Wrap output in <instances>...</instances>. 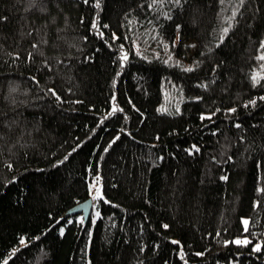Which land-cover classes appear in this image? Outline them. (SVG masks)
Wrapping results in <instances>:
<instances>
[{
    "label": "trees",
    "instance_id": "16d2710c",
    "mask_svg": "<svg viewBox=\"0 0 264 264\" xmlns=\"http://www.w3.org/2000/svg\"><path fill=\"white\" fill-rule=\"evenodd\" d=\"M94 2L0 0L8 17L0 23V264L13 249L9 264H264V246L250 255L252 245L222 243L264 241V194L256 191L264 187V80H251L264 75V0ZM165 47L171 59L154 53ZM250 100L256 106L244 108ZM113 104L123 112L100 125ZM193 144L200 152L189 156L183 149ZM97 175L110 203L93 200L87 222L82 213L63 217L93 198Z\"/></svg>",
    "mask_w": 264,
    "mask_h": 264
},
{
    "label": "snow or ice",
    "instance_id": "6c2138e0",
    "mask_svg": "<svg viewBox=\"0 0 264 264\" xmlns=\"http://www.w3.org/2000/svg\"><path fill=\"white\" fill-rule=\"evenodd\" d=\"M83 2H84V4H88V3H89V0H83ZM156 2H157V0H153V4H150L149 7H150V8L153 7V5L156 4ZM170 2L172 3V5H173L174 7L182 8V7H183V4L186 3L187 0H170ZM220 2L223 3L224 0H220ZM243 4H244V0H240V5L242 6ZM30 6H35V0H32V4H31ZM94 7L97 8V9H99V8L101 7V5H100V0H95V2H94ZM26 10H27V9H26ZM41 10H43V9H41ZM237 15H238V12L234 10V11L232 12V17H231V18H232L233 20H235V18H236ZM165 18H166V19H169V20L172 19V17H171L170 15H168L167 13H165ZM7 20H8V17H7V16L0 15V23L7 22ZM80 22H81V24L84 23L83 18H81V21H80ZM103 27H104V28H108L109 26H108L107 24H105V25H103ZM179 27H180V26L177 25V29H178V30H179ZM91 28H92V29H97V22H96V21H92V22H91ZM229 31H230V29H229L228 27H226V28H224V29L222 30V35H220V37H219V43L216 45V47H220V45L224 43V41H225V37L228 35ZM98 35H99V37H100L101 39H103V35H104L103 32H99ZM112 37H113L114 39H120L119 37H116L115 33H112ZM84 39L86 40L87 37H85ZM190 46H191V47H195V45H190ZM32 47H33V48H36L37 45H36V44H33ZM260 48H261V49H264V40H261V41H260ZM97 51H98V49H97ZM120 52H121V55L119 56V63H120V66H121V67H124V66H125V62L128 61V59H129V55H128L127 52L123 51V44L120 45ZM136 55H138V56L141 55L138 46H137ZM141 58H142V59H146L145 57H141ZM257 58H258L259 60H261V61H264V54L260 55V56L257 57ZM16 59H19V56H18V55H17ZM169 59H171V57H169ZM28 60H29V61L32 60V53H31V52L28 53ZM167 62H168V61H165V63H167ZM197 63H198V62H197ZM45 66H47L46 63H45ZM177 66H180V65H179V61H177ZM216 67L219 68L220 66L217 65ZM182 71L190 73V72L195 71V69H194L193 67H183V68H182ZM213 73H215V69H213ZM119 74H120V73H117V75H119ZM32 79L35 80V77H33ZM251 80H252V85H253V87H255L257 84L260 83L261 80H264V75H260V74H257V73H253V74H252V77H251ZM36 83L39 84V81H36ZM113 83L115 84V81H113ZM211 83L214 84V83H215V80H212ZM197 87H201V88H204V89L207 90V88L209 87V85H208V84H198ZM13 91H14V89H13ZM181 91H182V90H181ZM47 92L51 93V95H52L53 97H55V99H56L57 102H61V97L56 93V91H55L54 89L49 88V89H47ZM112 99H113V101H115V96H113ZM195 99H196L197 101H199V100L202 99V97H196ZM259 99L262 100V101H264V96L259 97ZM77 103H81V101H77ZM256 103H257L256 100H250L248 104H245V105H244V108H248V107H249V104H250L251 106L255 107V106H256ZM136 110L139 111V109H136ZM157 111L167 112L168 110H167V109H157ZM118 112H123V109L120 108V107H118V106H116L115 104H113V106H112V108H111V111L108 113V115L105 116V117H103V118L100 120V122H99L100 125H104V122H105L109 117H115L116 114H117ZM175 112H176L177 114L180 113V108H179L178 105H177L176 108H175ZM218 112H221V109H220L219 107L216 108L214 112H211V113H209V114H204V113H202V114L200 115L199 119H200L201 122H203V121H205V120L212 121V120H213V117H214V116L216 115V113H218ZM236 112H237V109H236L235 107L228 108V109L226 110V114H235ZM169 114H171V113H169ZM125 119H127V117H125ZM234 127H236L237 129H239V128L242 127V124H240V123H235V124H234ZM121 131H123V130L121 129ZM211 134H212L213 136H215L217 133L214 131V132H212ZM119 139H120V137H119V136H116V137H115V138L109 143L108 148H105L104 151H108V149L111 148L112 145L115 144L116 141L119 140ZM156 139L159 140V136H157ZM81 147H82V145H81ZM76 150H77L76 148H73V152H75ZM183 151H185L189 156H192V155H194V154L199 153V152H200V148H199L196 144H193V145H191V147L183 149ZM71 155H72V153H69L68 156H65L64 159L60 161V163L63 164L64 161H66V160L68 159V157L71 156ZM101 158H102V157H101ZM160 159L163 160L164 157L161 156ZM228 160H231V157H230V156L228 157ZM259 166H260V165H257V167H259ZM7 167H8L9 169H11V168H12V165L9 164V165H7ZM96 179H97V181H99V180H100V176L97 175ZM220 180L227 181V180H228V176H227V175H222V176H220ZM8 183H10V184H14V183H15V180L9 181ZM4 186L7 187L8 185L5 184ZM113 187H115V185H113ZM256 191H257L258 193H262V194H264V187H258V188L256 189ZM93 200H94V201H103L104 203H110V201H108V200H106V199L104 198V196H103V194H102V192H101V190H100L99 188L96 189L95 195L93 196ZM114 206H115V205H114ZM257 206H258V204H257ZM95 216H96L97 218H100L101 213H100L99 211H97V212L95 213ZM63 219H64V218L61 217V220H63ZM80 222H81V223L84 222V217H81V218H80ZM68 223H72V221H68ZM92 223L94 224V223H95V220H93ZM241 223H242V225H243V232H244V233H249V223H250L249 219L241 218ZM59 224H60V221H59V220L55 221V223L52 225L51 228L48 229V231H49V232L53 231V229H55ZM162 227H163L164 229H168V228H169V225H168V224H164V225H162ZM224 231L227 232V229H224ZM59 235H60V236H63V235H64V228H63V227H60V228H59ZM89 235H91V233H89ZM215 235H216V237H220V232L217 231ZM35 239H36V240H39V239H40V236H36ZM19 243H20L21 245H25V246H26V239H25L24 237H21L20 240H19ZM171 243H172L173 245L180 244V242L177 241V240H172ZM222 243H223V245H224L225 247H227V246L231 243V244H234L235 246H237L238 248H247L249 245H252V247H251V251H250V253H249L250 255H251L252 253H260V252L262 251V246H264V241L257 242V243H255V244L253 245V241H252L251 239H249L248 236H245L243 239L237 237V238H235V239H233V240H231V241H229V240H224ZM156 247L158 248L159 245H157ZM18 251H19V249H13V250H12V253H11L10 256L8 257V259H4V260L2 261V264H9V260L12 258V256H15L16 253H17ZM141 251H143V248L141 249ZM195 255H197V256H201V255H203V253L198 252V253H195ZM184 256H185V253H184V251H183V246L181 245V247H180V259H181V260H184ZM185 264H187V261H185Z\"/></svg>",
    "mask_w": 264,
    "mask_h": 264
},
{
    "label": "water",
    "instance_id": "95a60500",
    "mask_svg": "<svg viewBox=\"0 0 264 264\" xmlns=\"http://www.w3.org/2000/svg\"><path fill=\"white\" fill-rule=\"evenodd\" d=\"M93 198L89 197L86 200L72 206L63 215V217H68L72 214L82 213L84 216V221L87 222L93 208Z\"/></svg>",
    "mask_w": 264,
    "mask_h": 264
},
{
    "label": "rangeland",
    "instance_id": "374dc122",
    "mask_svg": "<svg viewBox=\"0 0 264 264\" xmlns=\"http://www.w3.org/2000/svg\"><path fill=\"white\" fill-rule=\"evenodd\" d=\"M165 49V52H160V51H154V53L156 54H165L166 57H170L169 56V50L167 49V47L164 48ZM259 65L264 69V61L263 62H260ZM90 188H91V192H92V195L94 196L95 195V192H96V189L99 188L101 190V185L98 183L97 180H95L91 185H90ZM93 207L95 208V203L93 204ZM94 213H96V211H94Z\"/></svg>",
    "mask_w": 264,
    "mask_h": 264
}]
</instances>
